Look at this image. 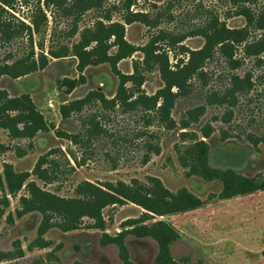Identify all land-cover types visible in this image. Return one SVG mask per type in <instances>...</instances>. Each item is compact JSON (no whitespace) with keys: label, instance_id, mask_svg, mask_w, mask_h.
<instances>
[{"label":"rangeland","instance_id":"374dc122","mask_svg":"<svg viewBox=\"0 0 264 264\" xmlns=\"http://www.w3.org/2000/svg\"><path fill=\"white\" fill-rule=\"evenodd\" d=\"M39 1L42 5L43 0H28L26 5L18 3L15 12H9L28 24ZM62 1L65 5L72 2ZM128 4L131 13H145L154 25L125 24L123 16ZM245 5L258 15L264 8V0ZM238 7L231 0H102L101 9L92 8L76 19L64 16L55 5L48 9L42 6L47 23L34 36V51L39 52L36 43L44 44L47 66L16 80L2 77L0 90L12 98L29 95L49 128L32 139H13L7 130L0 129L2 178L5 165H10L16 174L31 173L42 156L47 158L48 164L44 167L54 173V180L45 183L31 176L28 182L34 181L42 190L67 199L77 197L76 186L84 181L99 186L119 181L147 184L149 178H156L170 192L175 194L186 189L201 201L195 209L155 217L148 222L162 220L178 232L179 238L172 245L171 253L179 264H264V189L219 199L222 184L192 176L181 158L196 139L203 140L208 145L211 167L231 169L241 176L264 182V54L259 62L258 58L245 55L242 45L233 54V59L239 61L236 65L216 51L202 67L204 76H193L188 81L187 94L174 101L169 113L173 125L161 119L157 110L161 102L154 109L140 103L125 109L118 104L110 107L98 102L64 118L61 108L85 98L91 91H101L107 100L113 99L118 79L107 63L87 66L81 71V63L71 53L58 59L48 54L61 47L71 49L84 29L92 28L97 21L106 23L107 15L112 22L124 25L125 38L135 47H144L153 37L166 34L185 35L181 45L199 50L204 39L195 33L213 19L229 29L247 28V20L238 15ZM248 31L249 42L264 33L254 26H248ZM156 46L168 56L173 70L177 58L185 62L188 59V55H179L178 47L171 49L165 41ZM29 51L26 36L8 45L0 43V63H10ZM114 51L115 48L110 50ZM142 61L143 54L137 51L120 61L118 68L126 75L138 68L144 78L140 89L152 97L165 84L157 66L148 69ZM247 75L251 76L252 88L234 90L233 104L219 100L233 88V77L243 79ZM66 80L75 81L78 86L68 92ZM131 85L128 83L127 87ZM134 100L135 96L129 101ZM192 111L197 121L190 117ZM92 120L99 130L90 136ZM209 129L210 137L204 138V132ZM56 131L77 134L81 141L71 143ZM4 195L8 206L0 205L4 210L0 218V254L15 257L2 258L0 264H123L117 246L101 244L102 235L119 233L124 223L144 213L129 202L107 206L103 210L105 231L88 228L92 221L85 218L78 230L49 229L41 237L47 244L42 248L37 241L42 216L37 212L18 213L23 207L20 198L28 196L27 189L23 187L10 195L0 187V202ZM125 244L133 264H154L157 246L152 239L128 236ZM19 251L23 252L22 256H17Z\"/></svg>","mask_w":264,"mask_h":264},{"label":"trees","instance_id":"16d2710c","mask_svg":"<svg viewBox=\"0 0 264 264\" xmlns=\"http://www.w3.org/2000/svg\"><path fill=\"white\" fill-rule=\"evenodd\" d=\"M238 5V15L244 16L247 20V28L229 29L217 19L210 21L207 26L196 31L195 35L204 39V45L199 50H190L181 42L186 38L168 36L161 34L160 37H153L144 47H135L127 42L125 38V27L119 22H112L107 15L105 22L97 21L92 28H86L80 33V39L72 45L71 49L61 47L58 51H48L53 58L72 56L81 63L82 71L87 66H96L107 63L110 66L112 74L118 79V86L115 97L107 100L101 91L94 90L87 94L83 99L76 100L61 108V114L68 118L72 112H80L84 106L92 103H101V105L115 107L116 104L125 109L134 107L135 104L147 105L154 109L158 102V113L161 119L171 122L169 118L170 110L174 101L185 96L189 91L188 82L193 76H204L202 67L212 59L216 51H220L226 56L229 63L239 65V61L233 59V54L238 47L243 46L244 53L247 56L258 58L264 54V33L255 41L249 42L248 26H254L256 29L264 30V8L258 15H254L252 10L246 6L255 5L258 0H231ZM28 0H0V43L8 45L21 37L26 36L30 46L27 55L22 56L10 63L4 61L0 63V79L9 77L18 79L37 71L43 70L48 63L44 44L36 43L39 49L38 53L34 51V36L42 32V27L47 23V17L42 9L50 6H56L64 16L81 18L88 10L102 8V0H72L68 5L63 4L62 0H43L34 7L28 24L17 19L11 12H15V6L27 4ZM244 4V5H243ZM130 4L126 5V14L123 16L125 24L134 22L153 26L154 22L145 13H131ZM11 11V12H9ZM165 41L172 49L178 47L179 55H188L184 59L177 58L175 68L171 69L168 56L160 52L157 43ZM115 48L114 53L110 50ZM141 51L143 54L142 63L150 69L157 66L161 79L165 86L154 96L147 97L140 89L144 81L143 75L138 68L134 73L126 75L121 73L118 63L131 57L135 52ZM233 88L220 98V101H230L234 103V90H246L252 88L251 76L247 75L240 79L237 76L232 78ZM67 82V91L71 92L78 86L75 81ZM131 83L132 87H127ZM176 89V92H173ZM137 95V96H136ZM135 96L134 101H129ZM195 111H198L197 109ZM196 113L190 112L192 120ZM186 126L187 123H184ZM98 124L92 120V127L88 130V135L93 136L98 133ZM48 126L42 115L37 111L35 103L27 94L19 97H9L5 90H0V129L7 130L13 139H32L39 133L48 131ZM57 134L71 143L78 144L81 140L79 135H68L56 131ZM204 138L210 137L209 131L204 132ZM223 140L225 138L223 137ZM182 164L189 168L192 176H198L206 182L219 181L222 184V191L218 195L219 199H228L239 195L250 194L252 192L264 189V182L256 178H247L237 174L231 169L213 168L208 163V145L203 140H195L194 144L187 147L182 153ZM47 158L42 156L37 161L31 173H14L10 165L4 166L3 178L0 175V187L5 193L16 194L23 187L27 189L28 196L21 197L22 209L18 211L19 215L37 212L42 216V223L38 229V239L42 248L47 244L43 243L42 236L51 228H57L62 232L78 230L82 226L85 218L92 221L88 228L100 231L106 230V221L103 217V210L107 206L122 205L129 202L140 207L144 213L138 219L127 221L123 224L122 230L115 235L103 233L101 244L103 246L115 245L119 250V258L123 264H133L129 259V249L125 244L128 236L137 239H152L157 246V254L154 264H179L174 260L171 247L178 240V232L167 222L154 220L155 217H165L188 210H192L201 205V201L189 193L186 189H181L177 193L167 190L156 178H149L147 184H141L133 181L130 184L117 182L116 184L104 183L103 185H94L90 182H82L76 186V198H62L47 191L42 190L34 181L28 182L31 176L47 183L53 181V174L48 170ZM5 196V195H4ZM0 205L8 206V200L3 197ZM4 210L0 207V218ZM19 251L17 256H22ZM264 257V251H263ZM15 255L0 254V259L11 258Z\"/></svg>","mask_w":264,"mask_h":264}]
</instances>
